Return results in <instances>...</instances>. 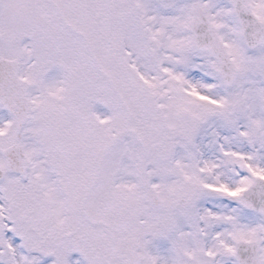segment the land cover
<instances>
[{
	"label": "snow or ice",
	"instance_id": "obj_1",
	"mask_svg": "<svg viewBox=\"0 0 264 264\" xmlns=\"http://www.w3.org/2000/svg\"><path fill=\"white\" fill-rule=\"evenodd\" d=\"M0 264H264V0H0Z\"/></svg>",
	"mask_w": 264,
	"mask_h": 264
}]
</instances>
